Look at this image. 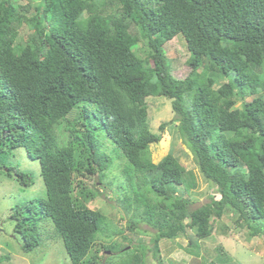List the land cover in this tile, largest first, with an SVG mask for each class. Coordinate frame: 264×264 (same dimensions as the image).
Returning a JSON list of instances; mask_svg holds the SVG:
<instances>
[{
  "label": "trees",
  "instance_id": "1",
  "mask_svg": "<svg viewBox=\"0 0 264 264\" xmlns=\"http://www.w3.org/2000/svg\"><path fill=\"white\" fill-rule=\"evenodd\" d=\"M178 36L189 54L182 79L164 49ZM150 97L174 115L159 133L173 125L216 188L198 207L193 171L169 152L151 160L161 136ZM17 149L38 161L45 190L10 212L24 253L50 220L71 264H114L99 253L123 230L86 206L112 167L126 228L153 231L156 259L161 240L187 230L206 239L227 213L247 240L264 239V0H0V171L29 187L32 176L7 163ZM149 244L138 240L120 264H149Z\"/></svg>",
  "mask_w": 264,
  "mask_h": 264
},
{
  "label": "rangeland",
  "instance_id": "2",
  "mask_svg": "<svg viewBox=\"0 0 264 264\" xmlns=\"http://www.w3.org/2000/svg\"><path fill=\"white\" fill-rule=\"evenodd\" d=\"M29 1L35 0H18L19 4ZM164 49L170 60L172 75L178 79L185 78L190 69L186 65L189 54L183 38L178 36L172 39L164 45ZM146 101L149 127L152 132L161 136L159 143L150 146L152 162L158 163L169 152L187 170L193 171L198 188L190 197L193 202L192 208L206 203L212 196H217L216 188L198 174L192 156L177 134L175 127L169 125L162 133H159V126L171 122L174 117L169 101L164 97H150ZM240 105L237 103L235 108H239ZM113 148H116L114 144L111 142L110 145L107 144V150L112 151ZM7 163L30 174L33 184L29 187L22 186L14 177H8L4 171H0V258L9 256L8 260H2L0 264H71L63 243L55 233L50 220L42 222L41 245L28 252H22V240L14 232L10 212L16 205L45 197V190L38 161L30 160L23 149L14 150ZM117 163L120 164L121 160ZM119 172L118 167H112L102 184L97 185L100 195L86 205L90 209L102 212L120 230H123L122 235L117 236L115 241L112 240L116 246L112 252L109 250L106 251L107 253L102 251L99 253V255H109L107 263L113 262L114 264H120L129 248L135 246L138 240L149 244L153 232L144 224L139 226V231L127 230L126 226L132 219L130 211L127 212L126 208L119 203L120 195L115 188V184L121 179ZM233 219L230 213L225 214L217 223L218 230L203 240H195L193 233L188 230L173 240H161L158 244L157 259L154 257L157 251L152 244H149L147 253L149 264H208L210 262L220 264L218 263L220 260H224V264H264V239L255 237L247 240L244 231L234 229ZM220 226H227L230 230L224 232L222 229L219 230ZM121 236L131 239V242L122 240ZM191 242L194 245L191 246ZM122 249L124 252H121Z\"/></svg>",
  "mask_w": 264,
  "mask_h": 264
}]
</instances>
